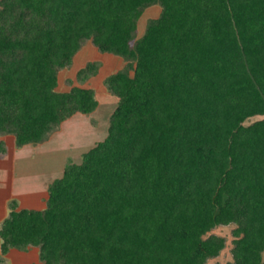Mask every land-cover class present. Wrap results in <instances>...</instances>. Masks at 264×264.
Wrapping results in <instances>:
<instances>
[{"label":"trees","instance_id":"16d2710c","mask_svg":"<svg viewBox=\"0 0 264 264\" xmlns=\"http://www.w3.org/2000/svg\"><path fill=\"white\" fill-rule=\"evenodd\" d=\"M87 42L126 63L104 80L118 98L108 135L67 163L44 210L10 202L2 253L208 264L227 245L212 232L235 225L226 264H264V120L245 124L264 116V0H0V137L37 146L96 112L94 89L58 91ZM100 67L88 62L76 80Z\"/></svg>","mask_w":264,"mask_h":264},{"label":"rangeland","instance_id":"374dc122","mask_svg":"<svg viewBox=\"0 0 264 264\" xmlns=\"http://www.w3.org/2000/svg\"><path fill=\"white\" fill-rule=\"evenodd\" d=\"M160 13L161 7L158 5L146 10L139 20L138 38L144 35L148 21L158 18ZM91 61H96L101 64L98 76L95 77L92 83L100 102L98 110L83 120L78 118L75 120L72 118L67 120L66 122L68 124L61 131H58L60 133L58 135H55L58 132L54 133L55 137L50 140L51 137L47 141V144H45L46 142L43 145L40 144L41 147L38 148L35 154H32V152L36 147L32 145L34 148L29 147L23 150L25 152L21 153L22 156H20L17 154L20 150L13 143V138L11 136H4L11 146V153L7 156L6 165H3L4 170L0 171V191L9 190L12 185V180L15 178L18 180L20 187L23 186L24 183L22 182L25 181L26 185L31 187L32 182L36 183L47 179L49 180L47 182H50L54 177H61L63 167L68 162L80 163L82 155L85 152L89 151L96 143L103 141L107 137L110 116L116 107L115 105L118 99L108 92L104 85V80L125 66L126 63L121 57L101 53L91 42H87L83 49L76 55L72 66L60 71L58 90L65 92L70 90L72 86L84 85L76 80V75L81 68ZM258 120H264V116L252 118L245 124L249 125ZM15 159L17 160L16 162ZM14 162L15 164L12 165ZM46 206L44 204L43 206H39L38 209H45ZM235 228V225L221 226L212 232L213 234L226 238L227 245L221 255L218 258L210 260L208 264H226L233 260L231 250L235 239L233 236V230ZM29 255L32 256L33 254L31 253ZM35 260H37L36 256Z\"/></svg>","mask_w":264,"mask_h":264},{"label":"crops","instance_id":"0c3cea01","mask_svg":"<svg viewBox=\"0 0 264 264\" xmlns=\"http://www.w3.org/2000/svg\"><path fill=\"white\" fill-rule=\"evenodd\" d=\"M94 79H95V77H92L84 85L79 86V87L92 88L93 89L94 87L92 86V83L94 82ZM58 88H59V86H58ZM68 91H70V90H68ZM68 91H65V92H68ZM113 102L116 104L115 101H113ZM117 104H118V101H117ZM117 104L115 105L116 107H117ZM99 106H100V102H99ZM116 107H115V109H116ZM115 109H114V111H115ZM82 115L83 114H76L75 116L72 117V119L75 120L76 118H78V119L83 120V119L87 118V116H85V115L82 116ZM66 124H68V123L64 122V124H62L60 131L63 129V127ZM59 133L60 132L56 133L55 135H58ZM55 135H53L50 140H52L55 137ZM11 137L14 140V137L13 136H11ZM0 140L5 141L7 148H8V153L5 156L0 157V171H3L4 170L3 165H6L7 156H9V154L11 153V146L9 145V142L7 141V139L5 137H0ZM13 143H15V140ZM47 143L48 142H46L45 144H47ZM29 147L34 148L32 145L25 146L21 149H18V150H20V152L17 154L22 156L21 153L25 152L23 150H26ZM35 147L36 148H34L32 154H35V152L38 150L39 147H41V145H38ZM16 161L17 160L15 159V162ZM15 162L12 165H14ZM64 168H65V166L63 167V171H62L63 173H64ZM63 173H62V176H63ZM61 177H58V178H61ZM55 179H57V177H54V179H52L50 182H47V181H49L48 179L45 181L42 180L41 182L38 181L36 183L32 182L31 187H28L26 185V183H25L26 181L22 182L24 184L22 187H20L18 180L16 178L14 180H12V185H11V188H9V190L0 191V226H1L2 222L8 217V215L10 213L9 204L13 200H15L17 202L18 210H21V209L40 210V209H38L39 206H43L44 204H46V201L48 199L49 185ZM27 184H30V183H27ZM1 244H2V240L0 238V264H40L39 250L37 248H32V250H30L29 252H23V251H19L16 249H11L8 254L4 255L1 251ZM33 251H34V253H33ZM35 252H36V254H35ZM31 253L33 254L32 256L29 255ZM35 256H36L37 260H35Z\"/></svg>","mask_w":264,"mask_h":264}]
</instances>
